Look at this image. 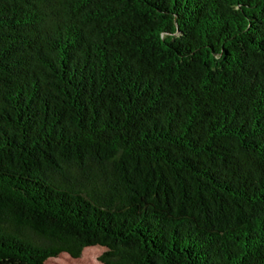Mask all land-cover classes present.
Here are the masks:
<instances>
[{
	"label": "trees",
	"instance_id": "trees-1",
	"mask_svg": "<svg viewBox=\"0 0 264 264\" xmlns=\"http://www.w3.org/2000/svg\"><path fill=\"white\" fill-rule=\"evenodd\" d=\"M264 264V0H0V264Z\"/></svg>",
	"mask_w": 264,
	"mask_h": 264
},
{
	"label": "rangeland",
	"instance_id": "rangeland-1",
	"mask_svg": "<svg viewBox=\"0 0 264 264\" xmlns=\"http://www.w3.org/2000/svg\"><path fill=\"white\" fill-rule=\"evenodd\" d=\"M99 254L100 250L97 248H86L82 252L81 257L77 260H72L67 255H61L47 264H100L97 261V256Z\"/></svg>",
	"mask_w": 264,
	"mask_h": 264
}]
</instances>
